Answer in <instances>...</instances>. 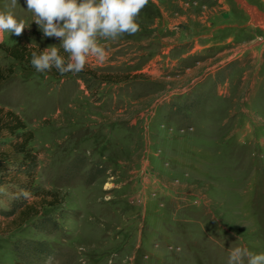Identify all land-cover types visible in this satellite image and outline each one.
Here are the masks:
<instances>
[{
	"label": "rangeland",
	"instance_id": "1",
	"mask_svg": "<svg viewBox=\"0 0 264 264\" xmlns=\"http://www.w3.org/2000/svg\"><path fill=\"white\" fill-rule=\"evenodd\" d=\"M0 10L31 23L0 33V108L32 132L37 157L31 188L13 176L19 157L0 166V210L50 192L62 215L50 235L0 216V264H20L13 247L26 240L61 247L44 264H228L235 247L264 252V0H148L136 33L98 38L105 60L64 76L3 52L59 38L39 32L25 0ZM13 140L3 134L0 149Z\"/></svg>",
	"mask_w": 264,
	"mask_h": 264
},
{
	"label": "clouds",
	"instance_id": "2",
	"mask_svg": "<svg viewBox=\"0 0 264 264\" xmlns=\"http://www.w3.org/2000/svg\"><path fill=\"white\" fill-rule=\"evenodd\" d=\"M147 3L148 0H25L27 11L33 14L32 22L43 36L59 38V44L43 50L35 43L40 51L32 52L31 65L37 73L55 67L63 74L82 71L89 56L103 62L106 50L98 38L116 39L124 33H136L140 28L136 17ZM27 27L13 12L0 10V33L19 36ZM60 48L68 53L67 57ZM23 195L30 194L23 191ZM245 257L246 264H264V252L254 253L246 246L231 249L228 264H245Z\"/></svg>",
	"mask_w": 264,
	"mask_h": 264
},
{
	"label": "trees",
	"instance_id": "3",
	"mask_svg": "<svg viewBox=\"0 0 264 264\" xmlns=\"http://www.w3.org/2000/svg\"><path fill=\"white\" fill-rule=\"evenodd\" d=\"M2 50L15 62L24 64L36 71L31 65L30 60L32 52H38V50L15 45L2 47ZM61 54H63V52H61ZM45 72L58 76L72 73L67 72L62 74L55 67L50 70H45ZM1 78L2 74L0 73V80ZM3 134L13 137L14 140L9 142L8 146L10 149L8 151L0 149V166L3 164V166L5 165L7 167L6 164L9 163L12 156L19 157L20 159L15 169L16 171L14 172L15 175L13 176H22L26 184L31 188L37 168V157L28 147L29 142L33 138L32 132L26 130L25 124L19 116L11 111H5L0 108V138ZM6 171L9 172V169L6 168ZM2 172V169H0V181L1 178L5 176L2 175ZM26 187L27 186H25V188ZM36 198L38 199L36 203L29 202L26 198L16 203L14 202L9 210H0V216L10 219V226L13 228H19L26 222L35 220V229L50 235L59 229L58 219H60L62 215L58 213L59 211L57 209L61 203L57 202L58 197L55 193L46 192L44 195H36ZM41 206L49 207L51 211L42 214ZM13 251L16 253V257L20 264H44L47 261L54 260L57 256L62 254L61 247L51 245L44 240L23 241L18 245H14Z\"/></svg>",
	"mask_w": 264,
	"mask_h": 264
}]
</instances>
